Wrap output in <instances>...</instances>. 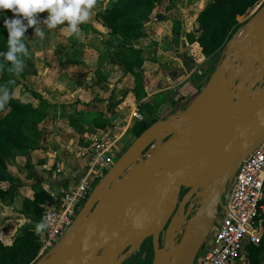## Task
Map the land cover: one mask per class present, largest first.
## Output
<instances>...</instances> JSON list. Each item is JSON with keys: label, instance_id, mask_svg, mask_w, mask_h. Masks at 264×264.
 I'll list each match as a JSON object with an SVG mask.
<instances>
[{"label": "rangeland", "instance_id": "obj_1", "mask_svg": "<svg viewBox=\"0 0 264 264\" xmlns=\"http://www.w3.org/2000/svg\"><path fill=\"white\" fill-rule=\"evenodd\" d=\"M96 1L97 2L90 10L88 20L82 22L83 24L93 26L102 24L98 20V15L107 10L110 5V0ZM156 1L158 8L155 18L158 19L162 15L168 19H166L165 25L160 24V26L157 22H155L156 26L153 25L154 23L148 25L149 27H147V30L153 38L159 40L163 38V40H161L163 45L165 42H169L170 46H161V49L157 47H148L144 49L145 57L156 65L150 68L149 72L154 73L158 67H163L162 65H158L159 62H157L159 54H165L166 56L170 55L172 57L171 49L173 48L175 51V49L178 50L180 48V50L177 51L178 54L176 53V55L172 57L174 58V63L168 60L169 65L165 67L168 70H163V73L169 72V77L172 79L171 81L166 82V79L161 77L162 72H160L155 75V79L151 77L149 80L147 77L146 82L144 81L143 83L142 87L144 88L146 84V87L149 89L148 94H151V88H156V86L169 87V95L165 98L163 97L162 100L152 99L150 101H144L145 96H147L146 93L141 94L139 97L133 95L130 89L135 86V82L131 79L128 80L124 72L118 71V78H116V81L113 83L115 92H111L112 89L110 91H100L95 93L97 95L93 99H90L91 97L85 94L83 100L79 99L78 107H76V111L74 112L66 103L72 102L71 100L75 99L73 94L79 93L76 92V89L74 91H67L60 84L64 82L71 85L68 81L65 82L68 78H63V76H69V78L72 79L71 81L82 77L84 70L80 68V66L83 62L86 63L93 72L99 68V58L97 59L95 56L85 55V45L82 42L88 39L90 46H93L96 51H101L103 43L100 39V35L102 36V34L94 29V27L89 31L78 29L77 32H71L67 22L52 29H49L43 22L39 23L36 27L43 30V37L36 35L33 28H28L27 32L24 34L30 51L29 55L23 58L24 69L20 73L23 87L21 90L23 94L21 103H32L33 106L38 107L41 103V99H45L48 103L51 102L50 104H52V107L49 110L50 117L48 120L38 125L30 123L23 130L27 134L30 148H32L30 154L24 156L17 153L10 160L5 161V180L0 182V238L5 244L13 243L19 231L24 229L28 224L36 226L39 222L41 223L42 220L37 223V221L40 220H37V218L40 216L41 209L44 208L46 203H41L39 200H36V196L40 193L48 195L47 189L45 188V185L49 182V173H51V171L48 170V166L51 159L56 158V154L59 156L60 153H69L70 150L72 153L75 151L77 156L81 154V149L89 146L87 144L89 138L85 136L86 133H88L87 135L89 136L93 135L97 138H104L109 134L119 139L117 147L121 156L120 158L127 155L129 150L140 142V139L135 138L131 133L132 127L135 125V122L137 123L136 119L132 122L130 116L125 115L127 112L132 115L133 111L130 106H126L124 111L120 112L119 110L122 103L128 102L129 105L138 107V111L146 121H152L154 117H156L160 123L154 124L155 126L153 125L155 130H161L163 128L164 130L184 128V126L179 125V122L184 119L187 108L205 88L216 69L225 65L226 51L230 44H233V53L236 56L235 69L240 66L242 69V76H245V79H243L241 75L237 76L231 88L233 100L231 104L227 103L224 107L227 108L232 104H236V97L242 93L252 101L264 98V61L262 62L257 58L254 50L255 48L251 43L245 45L243 41L246 28L250 27L257 20L259 14L264 11V0L256 2L253 7L239 18L238 30L232 36L228 37L226 42L223 43L210 58H205L203 54H201V48L199 44L195 42L198 38L196 30L197 18L201 12L206 9L208 1L178 0L174 3L170 0ZM7 15L9 17L13 16L11 11L8 12ZM47 16L48 12L39 14L41 20L46 19ZM157 26H159V28H157ZM172 29L178 33L182 32L186 40L182 38V42L180 43L179 39H172L171 35L167 33L168 30L172 32ZM158 30L167 32H163L160 37L157 36ZM182 43L184 45V50L181 48ZM241 52L245 53L244 58H240ZM180 61L183 62V65H181ZM254 63L255 69H253ZM171 67H173V69ZM230 73L231 71L227 69L225 77ZM84 75L86 76L85 81H87L86 88L90 85V87H92V84H95L96 79L100 77L99 74L87 75V73H85ZM3 76L4 74L0 70V78ZM59 77L61 79H59ZM53 81H61L58 83L61 87L57 88V85H53ZM107 93L108 95L105 98ZM69 94H72V96ZM107 101L111 105V110L109 109L108 112L105 111V103ZM219 109L220 107L216 110H208L204 113L203 118L207 119L210 114ZM148 113L149 115L151 113L149 119L147 118ZM245 114L246 112L244 111L239 117L234 119L231 122V126L244 121L247 116ZM74 126L78 128L77 132L71 130ZM105 130H108V133L106 132V135L101 136V131ZM190 138L191 137L182 138L178 135L169 134V131H165L163 138L160 140L163 146V153L166 152L167 148H175V150L181 153V155L174 154L178 163L177 167L179 168L185 165V163H189L196 154L193 152L195 147H193L194 144L191 142ZM143 144L147 146L146 143ZM146 146L137 160L126 169L124 174L120 177V180L128 176L133 169L139 168L150 161L154 154L150 153L151 145ZM80 158L84 160L81 155ZM118 160L119 157H117L116 162H118ZM13 180L17 184H14ZM100 182L101 179L96 181L93 190ZM35 183H37L38 186H36ZM18 184H20V186H18ZM193 190L194 187H182L176 191V199L173 200L174 207L170 222L178 213L181 206L185 204L183 207L185 222L180 229L179 239L187 232L191 220L195 218L199 212H202L205 198L202 197L201 194H204L206 190L205 188H199L195 194L190 195ZM228 192L227 189L222 200L226 198ZM28 201L38 202L43 207L37 209L34 205H28L26 203ZM35 217L36 219H34ZM170 222L161 234V248L165 243V236ZM193 225L197 226L196 223H193ZM214 237L215 230H213L207 241V247L212 244ZM206 245L203 251L207 249ZM259 245H261V243ZM249 248L250 246L247 247L246 252L241 257H247V261L242 264H251V250H249ZM60 249L61 248H55L51 255H49V252L42 254L41 248L31 264H48L49 260L55 257ZM126 253L127 251L124 255ZM103 255L104 251L100 254L99 258L101 259ZM260 257L263 258L264 256ZM154 258V248L148 241L140 245L137 251L129 256L123 264H130L131 259H134L135 263L138 262L142 264L145 260L152 264ZM146 263L147 262L144 264Z\"/></svg>", "mask_w": 264, "mask_h": 264}, {"label": "water", "instance_id": "obj_2", "mask_svg": "<svg viewBox=\"0 0 264 264\" xmlns=\"http://www.w3.org/2000/svg\"><path fill=\"white\" fill-rule=\"evenodd\" d=\"M258 29L259 24L250 26L252 32ZM235 59L233 44H230L226 51L225 65L216 69L205 88L187 108L184 119L179 122L184 128L155 130L154 126L160 123L158 122L118 161L96 187L73 229L58 247L61 248L60 251L48 264H123L140 245L148 241L152 242L155 251L154 264L196 263L213 232L219 214L218 206L222 208L223 195L243 162L264 142V98L252 101L245 111L246 119L232 126L230 124L213 145L208 146V142L194 143V153L199 148L208 147L197 160L195 154L189 163L179 168L175 155L181 153L175 148H167L163 153L162 149L148 163L133 169L123 180L120 177L145 149L146 145L143 143L152 146L163 138L165 131L182 138L197 134V118L209 110L223 88L233 85L238 75L242 76L241 67L235 69ZM227 69L231 73L225 77ZM242 78L245 79V76ZM222 108L204 119L213 120ZM172 161H175L176 167L167 169ZM223 162L225 163L222 164ZM213 170L220 172L218 182L206 181ZM148 187L150 189L147 194L140 201L136 199L139 191ZM182 187H194L190 195L195 194L199 188H205L206 191L201 194L205 198L202 212L191 220L187 232L179 239L180 229L185 222V204L171 222L170 218L176 191ZM210 191L212 196L207 199L206 193ZM153 197L155 200L158 198L156 209L150 217H145L141 204ZM212 204H216L215 211L209 212ZM211 216L214 220H210ZM169 222L165 243L161 248V234ZM260 225L258 237L263 238V223ZM133 244L138 245L136 250L130 249ZM103 251L104 255L100 259Z\"/></svg>", "mask_w": 264, "mask_h": 264}, {"label": "trees", "instance_id": "obj_3", "mask_svg": "<svg viewBox=\"0 0 264 264\" xmlns=\"http://www.w3.org/2000/svg\"><path fill=\"white\" fill-rule=\"evenodd\" d=\"M170 1L174 3L178 0ZM207 1L206 9L197 18L198 38L195 42L199 44L201 54L205 58H210L226 42L227 38L238 30L239 18L259 0ZM157 8L156 0H110L108 9L98 15V20L110 31V35L112 37L120 36L123 40V43L115 48L116 51L110 55V60L114 66L124 72L126 77L134 80L135 86L131 93L137 97L145 93L142 87L145 79L143 69L145 59L144 49L134 47L133 42L147 37L145 34L146 25L151 21ZM8 12L10 10L0 11V14L2 13L0 15V53H6L9 50L7 42L9 34L3 26V16L7 15ZM23 42L30 51L25 37ZM0 65H2L0 70L4 74L0 78V86L7 87L11 94L9 102L0 108V182H2L5 180L6 174L5 161L10 160L17 153L27 156L31 152L32 148H30L27 134L23 131L24 128L30 123L38 125L48 120L52 105L45 99H41L38 107L33 106L32 103H21L23 87L20 74L16 75L8 71V69L13 68V65L3 55H0ZM2 95L3 92H0V96ZM156 123H158L156 117L152 121L138 122L131 133L139 139ZM74 129L77 127L74 126ZM13 183L17 184L14 180ZM35 185L38 186L37 183ZM36 200L46 203L44 208L38 202L28 201L26 203L34 205L37 209L42 208L40 216L37 218V220L40 219L37 221L38 223L42 220L45 212L55 206V203L44 193L38 194ZM261 222L264 228V214L259 217V223ZM35 229L36 226L28 224L19 231L11 245L5 244L0 238V264H31L41 249V239L44 234V232L37 234ZM249 250H251V264H263L264 257L261 258L260 256H264V236L261 245L250 246ZM130 262V264L135 263L134 259H131ZM145 262L151 264L145 260L142 264ZM135 264L140 263L136 262Z\"/></svg>", "mask_w": 264, "mask_h": 264}, {"label": "built area", "instance_id": "obj_4", "mask_svg": "<svg viewBox=\"0 0 264 264\" xmlns=\"http://www.w3.org/2000/svg\"><path fill=\"white\" fill-rule=\"evenodd\" d=\"M132 118L143 120L137 109ZM89 141L82 152L87 174L72 189L62 187L48 192L55 206L45 212L41 221L47 224L41 239L42 254L51 255L60 246L93 193L96 181L103 180L116 165L119 139L108 134L104 138L92 136ZM228 191L216 220L214 241L206 245L205 251L203 246L195 264H239L247 247L261 243L258 234L259 217L264 214V142L243 162Z\"/></svg>", "mask_w": 264, "mask_h": 264}, {"label": "crops", "instance_id": "obj_5", "mask_svg": "<svg viewBox=\"0 0 264 264\" xmlns=\"http://www.w3.org/2000/svg\"><path fill=\"white\" fill-rule=\"evenodd\" d=\"M156 14L157 13L155 12L153 17H152V19H151V21L146 25L145 34L147 35V37L145 39H141V40L133 42L134 47L143 48V49L148 48V47L149 48H152V47L156 48L157 47V48L161 49V46L162 47L170 46L169 42H165V44L163 45V43L161 42V40H163V38L161 40L155 39L149 34V32L147 30V27H149L148 25H151L152 23H154L153 25L156 26L155 22L159 23V25L160 24L161 25H165V21L168 18H166V17L161 15V17H159L157 19V18H155L157 16ZM93 27H94V29L98 30L102 34V36L100 35V37H101L100 39H101V41L103 43L101 51H96V49H94L93 46H90L88 39H85L84 42H82V43H84V45H85V55L95 56L97 59L99 58V61H98L99 68H97V70L93 72L92 69L90 67H88V65L86 63H84V62H83V64H81L80 68H82L84 70V74L87 73V75L99 74L101 79H100V77H98L96 79L95 84H92V87H90L91 86L90 85L89 87L86 88L87 81H85V77L86 76L84 74L80 78L73 79V81H71L72 79H70L69 76H63V78L64 77L68 78L67 80H65V82L68 81L69 83H71V85L67 84V83H64V82H62L63 84H60L67 91H70V90L74 91L76 89V92L79 93V94H73L75 99L71 100L72 102L66 103V105L70 109H73L74 112L76 111V107H78L79 99L83 100L84 99L83 96L85 94L87 96H90L91 97L90 99H93L97 95L95 93L100 92V91H104V90L110 91L112 89L111 92L112 91L115 92V90H114L115 86H114L113 83L116 81L115 79L118 78V71H120V72L122 71L117 66H114L111 63V60H110V55L113 52L116 51L115 48L119 47L123 43L122 38L120 36L112 37L110 35V31L107 28H105L102 24H97V25L93 26V25H89V24L80 23L78 25V29L83 30V31H89L90 29H93ZM152 27H151V29H152ZM157 28H159V26H157ZM163 32H167V31L158 30L157 36L161 37ZM167 33H169L171 35L172 39H177V40L179 39L180 43L182 42L181 41L182 38H184V40H186V38L183 36L182 32L178 33L177 31H174L172 29V32L168 30ZM181 45H182L181 48H183V46H184L183 43ZM187 45H188V43H187ZM178 50H180V48ZM178 50L175 49V51H174L173 48L171 49L172 57L174 55H176ZM183 50H184V48H183ZM144 53H145V50H144ZM172 57L170 55L166 56L165 54H159L157 62H159L158 65H160V66L162 65L163 67H158L154 71V73H155L154 74L152 72L150 73L149 69L153 68L156 65H155L154 62H150V60H148L145 57V54H144L145 65H144L143 69H144V76L146 78V79H144V81L146 82L147 77H148V79L151 78V77L153 79H155L154 78L155 75L159 74L160 72H162V76L161 77L165 78L166 82L171 81L172 79L169 77L170 76L169 72L168 73H166V72L163 73V70L164 69L168 70L165 67H167L169 65L168 60L170 62L174 61V58H172ZM80 62H82V61H80ZM180 63H181V65H183L182 61H180ZM171 68L173 69V67H171ZM126 78L128 80L131 79L134 82V80L132 78H130V77H126ZM59 79H61V78L59 77ZM162 81H165V80H162ZM60 82L61 81H59V82L53 81V85H57L56 87L59 88V87H61L58 84ZM133 89H134V87H132L130 90H133ZM169 89H170L169 87L156 86V88H151L152 92H151V94H148L149 93V89H148V87H146V84H145L144 92L147 94V96H145L144 101H150L152 99L153 100H157V99L162 100L163 97L165 98V97H167L169 95ZM69 95L72 96V94H69ZM107 95H108V93L106 94L105 98L107 97ZM67 97H69V96H67ZM121 105L122 106H120V110H119L120 112L124 111L126 106H130L132 111H134V110H136L138 108V107L129 105L128 102H124ZM110 106H111L110 103L107 101L105 103V111L108 112L109 109L111 110ZM125 115L126 116H130V119H132V122H134V119L131 118L132 115L128 114V112ZM149 117H151V115H149V113H148V117L147 118L149 119ZM142 118H143L142 121L146 120L143 116H142ZM138 122H141V121H137V123ZM137 123L135 122V125ZM134 126L132 127V129L134 128ZM77 129L72 128L71 130L73 132H77ZM73 132H71V133H73ZM106 132L108 133V130L101 131L100 135L104 136V135H106L105 134ZM87 134L88 133H86L85 136L88 137L89 139L93 136V135L89 136ZM89 143H90V141H88L87 144L89 145ZM86 148H88V147H86ZM86 148H82L81 149V154H79L78 156L75 154L74 150H73L74 153H72V151L70 150L69 153L68 152L60 153L59 156H58V154H56V156H55L56 158L55 159H51V161L49 163V166H48L49 167L48 170L51 171V173H49V175H50L49 176V182L45 185V188L47 189V192H49L51 189H59V188H62V187H65V188H68V189H72L76 185H78L80 180L87 174L86 159L84 158V160H85L84 161L83 159L80 158V155L82 156V152ZM118 157H119V160H120L121 159L120 158L121 157L120 154H119ZM83 162H84V164H83ZM218 209H219V211H221L220 210L221 209L220 205L218 206ZM215 228H216V226H214L213 230H215V232H216ZM150 243L152 245L151 241H150ZM11 244H7V245H11ZM206 244H207V242H206ZM246 261H247V257L245 256V257L240 259L239 264H242L243 262H246ZM153 264H154V262H153Z\"/></svg>", "mask_w": 264, "mask_h": 264}, {"label": "clouds", "instance_id": "obj_6", "mask_svg": "<svg viewBox=\"0 0 264 264\" xmlns=\"http://www.w3.org/2000/svg\"><path fill=\"white\" fill-rule=\"evenodd\" d=\"M95 2L96 0H0V11L10 10L13 14L12 17L3 16V26L9 34V50L0 55L13 64V68L8 71L19 75L24 69L22 57L28 56L29 51L23 39L28 28H33L36 35L43 37V30L36 27L39 23L43 22L52 29L67 22L70 31L77 32L78 25L88 20ZM44 12H48V16L41 20L39 14ZM0 92H3L0 96V108H3L11 99V94L4 86H0ZM46 227L47 224L41 222L36 225L35 231L40 234Z\"/></svg>", "mask_w": 264, "mask_h": 264}, {"label": "bare ground", "instance_id": "obj_7", "mask_svg": "<svg viewBox=\"0 0 264 264\" xmlns=\"http://www.w3.org/2000/svg\"><path fill=\"white\" fill-rule=\"evenodd\" d=\"M255 24H259V29L256 31H250V27L246 28L245 36L243 37V41L246 44L251 43L254 46L255 53L257 55V58L260 61H264V11L259 14L257 20L254 22ZM253 23V24H254ZM244 45V46H245ZM245 57V53L241 52L240 53V58ZM233 85L223 88L219 95L215 98L213 103L210 105L209 110H216L219 107L222 108L225 106V104L232 102V93H231V88ZM237 103L232 104L230 107L223 108L221 111L218 112L217 116L211 120L207 121L203 118V115L199 116L195 122H198V126L196 128L197 134L191 135L190 139L191 142L194 144H200L201 142H208L209 145H213L218 137L228 129L229 125L231 122L239 117L244 111L248 109L250 106L252 100H249L247 96L242 93L238 97H236ZM191 143V144H192ZM194 144V146H196ZM163 149V146L158 140L155 144L150 146V153L155 154ZM208 150V147H203L197 149L196 153V160L200 155L204 154ZM223 162L222 164H224ZM117 164V162H116ZM176 167L175 161H172L168 166L167 169H174ZM114 168V167H113ZM220 172L213 170L211 174L208 176L207 180H212L213 182H218V177H219ZM104 179V178H103ZM102 181V180H101ZM99 185V184H98ZM96 189V188H95ZM94 189V190H95ZM150 188L143 189L139 191V193L136 196V199L139 201L142 199L143 195H146L148 190ZM94 192V191H93ZM92 195V194H91ZM207 196H205L207 199L211 198L212 192L206 193ZM91 197V196H90ZM156 201H158V198L155 200V197L148 199L145 203L141 204V207L143 208V213L145 217H150L152 213L156 209ZM215 205L212 204L211 208L209 209V212H214L215 211ZM85 206V205H84ZM84 208V207H83ZM83 210V209H82ZM210 220H214V217L211 216ZM217 220V219H216ZM216 224V222H215ZM200 234L202 235V231H200ZM137 244H133L130 249L134 248L136 250ZM95 262V261H91ZM93 264V263H89Z\"/></svg>", "mask_w": 264, "mask_h": 264}, {"label": "flooded vegetation", "instance_id": "obj_8", "mask_svg": "<svg viewBox=\"0 0 264 264\" xmlns=\"http://www.w3.org/2000/svg\"><path fill=\"white\" fill-rule=\"evenodd\" d=\"M150 242V241H149Z\"/></svg>", "mask_w": 264, "mask_h": 264}]
</instances>
